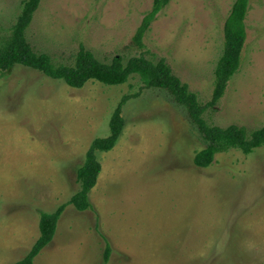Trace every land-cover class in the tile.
I'll return each instance as SVG.
<instances>
[{
  "label": "rangeland",
  "instance_id": "374dc122",
  "mask_svg": "<svg viewBox=\"0 0 264 264\" xmlns=\"http://www.w3.org/2000/svg\"><path fill=\"white\" fill-rule=\"evenodd\" d=\"M233 1L170 0L138 49L132 36L153 0H41L26 39L56 64H72L81 46L105 63L163 58L205 104ZM20 2L0 0V35ZM245 26L240 66L202 117L251 132L264 126V0L249 1ZM125 95L122 133L97 153L92 207L67 204L33 264H264V146L248 155L232 148L197 167L201 134L168 92L139 75L74 88L22 65L0 74V264L22 259L39 236L40 213L78 191L76 171L91 142L110 133Z\"/></svg>",
  "mask_w": 264,
  "mask_h": 264
},
{
  "label": "trees",
  "instance_id": "16d2710c",
  "mask_svg": "<svg viewBox=\"0 0 264 264\" xmlns=\"http://www.w3.org/2000/svg\"><path fill=\"white\" fill-rule=\"evenodd\" d=\"M41 0H21L20 10L8 32L0 35V74L11 70L15 65H22L41 72L52 79L62 80L74 88H81L87 81L94 80L106 85L125 83L128 78L137 74L148 88H159L170 94L173 101L182 106L191 124L201 134L205 146L194 153L193 164L204 168L210 166L217 153L236 149L248 155L255 148L264 146V126L254 131H247L235 124L227 127L209 125L202 117L208 107H214L224 95L229 80L240 66V55L246 40L245 18L250 0H234L223 25L224 46L222 54L214 69V83L211 99L200 104L196 93L189 90L172 73L165 59L153 61L143 54L133 56L124 62L122 56H115L111 62L98 60L92 52L80 47L72 64L54 63L45 53H37L26 39V29ZM170 0H153L152 8L144 15L143 20L132 36V43L144 48V36L151 22ZM125 95L114 109L110 121V133L106 137L95 138L85 154V160L76 171V182L79 189L71 198L51 213H40L39 236L29 252L14 264H33L34 257L53 238L57 221L67 204L83 211L92 207L89 192L95 186L101 171L97 159L98 152L111 150L117 143L123 127L122 106L127 100ZM110 245L105 243L104 260L108 259Z\"/></svg>",
  "mask_w": 264,
  "mask_h": 264
},
{
  "label": "crops",
  "instance_id": "0c3cea01",
  "mask_svg": "<svg viewBox=\"0 0 264 264\" xmlns=\"http://www.w3.org/2000/svg\"><path fill=\"white\" fill-rule=\"evenodd\" d=\"M38 238V237H37ZM30 250V249H29ZM29 252V251H28ZM21 260V259H20Z\"/></svg>",
  "mask_w": 264,
  "mask_h": 264
}]
</instances>
